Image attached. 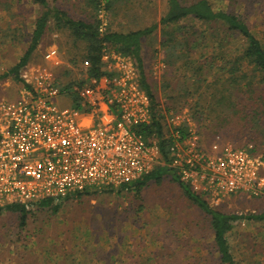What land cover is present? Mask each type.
I'll use <instances>...</instances> for the list:
<instances>
[{"label": "rangeland", "instance_id": "rangeland-1", "mask_svg": "<svg viewBox=\"0 0 264 264\" xmlns=\"http://www.w3.org/2000/svg\"><path fill=\"white\" fill-rule=\"evenodd\" d=\"M96 2L100 3L97 9ZM49 3L77 20L98 25L103 31L120 33L145 29L158 23L167 9V0H49ZM42 12L31 0H0V77L6 75L25 55L36 20ZM236 12L248 18L253 33L263 39L260 22L254 13L256 10L242 6L237 7ZM196 27L201 28V25L196 24ZM163 30L159 29L143 39L142 57L158 109L165 118L164 124H167L171 113L181 115L196 125L206 152H210L216 142L235 147L253 144L264 158V122H260V128L259 124L253 129L250 125L241 128L211 113L203 118L193 114L197 103V94L192 96L194 85L192 80L186 81L182 61L175 60L174 67L167 66L163 46L166 32ZM54 46L60 49L64 61L63 66L52 70L59 85L66 88L85 85L90 80L87 46L54 23L49 25L28 65L43 64L46 51ZM188 88L190 93L186 92ZM21 89L22 84L14 77L1 79L0 104L19 97ZM55 102L62 108L73 106L71 97L58 98ZM244 123L247 122H241ZM262 173L264 175V169ZM212 206L243 216L262 214L264 196L255 198L241 194ZM209 226L204 214L186 201L177 183L164 176L160 183L145 185L140 197L135 191H100L94 196L66 202L56 214L48 210L31 214L24 229L19 226L17 214L2 212L0 264H8L5 262L8 260H11L9 264H35V261L38 264H75L72 258L79 264H118L129 262L132 258L144 259L153 250L162 248L163 242L156 241L159 238H165L163 241L169 245L167 249L180 246L176 245L179 241L174 243L164 233V229L172 228L185 236H193L189 247L193 248L196 257H208L213 241ZM153 234H159V237H151ZM172 241L173 244H170ZM230 242L241 264H264V222H238ZM135 245L136 250H130ZM186 250L188 247L184 248V253ZM188 260L184 259V264Z\"/></svg>", "mask_w": 264, "mask_h": 264}, {"label": "built area", "instance_id": "built-area-1", "mask_svg": "<svg viewBox=\"0 0 264 264\" xmlns=\"http://www.w3.org/2000/svg\"><path fill=\"white\" fill-rule=\"evenodd\" d=\"M103 62L107 75L71 89L52 71L64 65L58 47L46 51L43 64L21 70L19 97L0 104V207L21 204L35 214L44 199L120 188L162 164L158 143L137 131L153 116L134 61L113 51ZM73 93L79 106L56 104ZM188 122L171 113L166 124L174 137L169 166L183 183L215 206L231 196H264V158L253 144L216 142L206 152Z\"/></svg>", "mask_w": 264, "mask_h": 264}, {"label": "trees", "instance_id": "trees-1", "mask_svg": "<svg viewBox=\"0 0 264 264\" xmlns=\"http://www.w3.org/2000/svg\"><path fill=\"white\" fill-rule=\"evenodd\" d=\"M31 2L43 10L36 20L31 44L21 61L6 75L0 77V80L14 77L17 82L23 84L20 72L28 65L52 23L71 32L76 41L86 44L90 79H100L108 74L103 62L106 52L114 51L129 57L136 65L142 89L150 97L153 116L150 125L138 126L137 131L149 142L158 143L162 161L152 173L130 185L115 189L92 188L66 197L44 199L37 204L35 215L45 210L56 214L66 202L94 196L100 191H135L140 197L145 185L151 182L160 183L164 176H169L177 183L186 201L208 219L213 237L208 249V257L205 255L196 257L193 248L189 247L193 236H185L172 228L164 229V233L166 237L175 241L174 243L179 241L180 243L176 245L180 246L167 249L169 245L163 241L165 238L157 239L159 234H153L151 237L163 242L162 248L153 250L148 258H132L133 260L129 262L123 261L118 264H184V259H189L187 264H241L233 253L235 247L231 244L230 237L238 222L263 223L264 212L243 216L218 210L205 196L195 193L189 185L183 183L177 171L169 166L170 148L174 137L164 124L165 118L158 109V101L146 76L142 41L159 29H164L166 36L163 46L166 50L167 66L174 67L175 60L182 61V67L186 71V81L192 80L194 85L192 96L197 94V103L193 108L195 116L203 118L211 113L218 118L223 117L226 119L225 122L231 121L235 127L250 125L253 129L259 124L257 127L260 128L262 126L260 122H264V0H167L166 13L158 23L128 33L103 31L92 22L77 20L60 8L51 7L49 0H31ZM99 4L95 3L96 9L99 8ZM242 6L256 10L254 13L260 22L263 39L253 33L250 20L236 12L237 7ZM196 24H200L201 28H197ZM178 32L181 34H177ZM80 86L83 87L84 83ZM189 89L186 92L190 93ZM72 98L73 105L79 106L78 96L73 93ZM242 121L247 123L241 124ZM182 136L186 137V132H183ZM4 211L17 214L19 226L22 229L27 227L31 212L24 205L11 204L0 207V214ZM173 241L170 244H173ZM185 247H188L186 253H184ZM130 250L135 251L136 245L131 246ZM127 256L129 257V254ZM72 260L73 263L79 264L76 263L75 258ZM9 261L11 260L5 262L9 264ZM35 264L38 263L35 261Z\"/></svg>", "mask_w": 264, "mask_h": 264}, {"label": "crops", "instance_id": "crops-1", "mask_svg": "<svg viewBox=\"0 0 264 264\" xmlns=\"http://www.w3.org/2000/svg\"><path fill=\"white\" fill-rule=\"evenodd\" d=\"M18 97H16L15 99H11V100H8V101H15Z\"/></svg>", "mask_w": 264, "mask_h": 264}]
</instances>
